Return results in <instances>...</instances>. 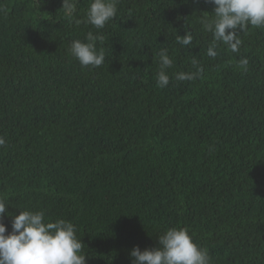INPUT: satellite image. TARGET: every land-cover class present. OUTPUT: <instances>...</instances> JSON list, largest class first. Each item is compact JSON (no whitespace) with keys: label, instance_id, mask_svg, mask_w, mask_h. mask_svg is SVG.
<instances>
[{"label":"trees","instance_id":"16d2710c","mask_svg":"<svg viewBox=\"0 0 264 264\" xmlns=\"http://www.w3.org/2000/svg\"><path fill=\"white\" fill-rule=\"evenodd\" d=\"M61 3L0 0L5 234L19 211H43L75 226L86 264H131L169 228H187L211 264H264V27L213 59L205 0H118L100 30L86 23L91 0L72 17ZM89 32L103 37L95 68L69 53ZM162 48L173 66L159 88ZM193 58L202 73L177 81Z\"/></svg>","mask_w":264,"mask_h":264},{"label":"clouds","instance_id":"9594fccd","mask_svg":"<svg viewBox=\"0 0 264 264\" xmlns=\"http://www.w3.org/2000/svg\"><path fill=\"white\" fill-rule=\"evenodd\" d=\"M40 3V0H39ZM77 0H62L61 8L68 17L76 11ZM118 0H91L86 10V23L95 29H103L107 22L117 13ZM213 5L209 14L213 19L203 21L204 31L212 34V43L207 48V56L216 58L218 44L227 46V50L237 53L242 41L238 33L249 26L264 27V0H205ZM80 21H78L79 23ZM88 42L73 40L69 47L70 55L81 67H99L104 63L103 50H96V40L92 32L87 35ZM193 41L191 32H185L183 37L177 35V43L182 47ZM159 71L157 86L164 88L169 85L170 78L167 69L173 66V60L168 55L167 48L159 53ZM239 65L247 70L248 59L242 58ZM194 72L175 74L177 81H192L199 77L203 69L199 61L192 59ZM6 141L0 137V147ZM7 206L0 199V264H86L85 246L76 236L75 226L68 221L58 219L45 222L43 211H19V215L11 216V232H7L3 218L10 216ZM158 247L141 250L138 246L130 251L131 264H211L207 249L193 242L187 228H169L157 237Z\"/></svg>","mask_w":264,"mask_h":264}]
</instances>
